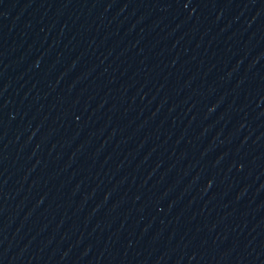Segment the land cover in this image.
Here are the masks:
<instances>
[{"label": "water", "instance_id": "1", "mask_svg": "<svg viewBox=\"0 0 264 264\" xmlns=\"http://www.w3.org/2000/svg\"><path fill=\"white\" fill-rule=\"evenodd\" d=\"M0 264H264V0H0Z\"/></svg>", "mask_w": 264, "mask_h": 264}]
</instances>
